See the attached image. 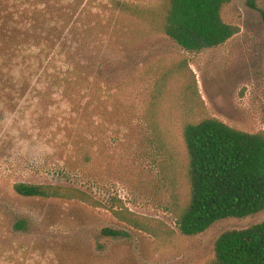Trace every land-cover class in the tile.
Returning <instances> with one entry per match:
<instances>
[{
    "label": "rangeland",
    "instance_id": "1",
    "mask_svg": "<svg viewBox=\"0 0 264 264\" xmlns=\"http://www.w3.org/2000/svg\"><path fill=\"white\" fill-rule=\"evenodd\" d=\"M112 1L39 0L54 4L50 20L70 4L69 16L8 29L0 44V55L16 59L25 40L34 49L62 40L69 77L53 87L44 64L0 82V264H210L221 233L264 221L263 210L187 236L173 212L189 195L185 125L212 116L264 130V0L226 4L224 20L240 31L202 51L164 33V0H120L140 16ZM47 91L48 106L38 105ZM18 182L74 187L87 201L22 196ZM120 205L162 220L171 236L124 223L113 212ZM20 219L27 227L16 232Z\"/></svg>",
    "mask_w": 264,
    "mask_h": 264
},
{
    "label": "trees",
    "instance_id": "2",
    "mask_svg": "<svg viewBox=\"0 0 264 264\" xmlns=\"http://www.w3.org/2000/svg\"><path fill=\"white\" fill-rule=\"evenodd\" d=\"M231 1L164 0L160 25L167 36L186 50L202 51L217 47L240 31L238 26L223 18V8ZM112 2L120 11L143 15L126 2ZM53 5L43 6L39 0H0V44L6 39L8 29L30 28L33 31L39 25L44 27L46 21L50 26L52 21L58 24L69 16L70 4L68 9L65 6L57 10L60 13L58 23L55 19L50 20L55 13ZM261 13L264 23V10ZM30 41L22 42L21 55L17 51L19 55L16 59L8 58L5 53L0 55V82L7 74L26 76L34 70L38 74L45 64L40 75H46L53 87H64L69 78L64 42L60 40L55 46L46 43L34 49ZM7 59L11 62L10 66L5 65ZM21 84L23 89H28L27 85ZM35 97H41L38 105L48 106L52 92H42ZM183 136L187 151L189 195L173 210L182 234L195 236L219 220L246 217L264 210V130L247 132L211 116L185 125ZM14 189L26 197L87 201L86 194L81 190L68 186L18 182ZM113 212L129 226L156 237H170L173 232L162 220L141 216L124 209V206L120 205L119 210L113 208ZM26 227L24 219L17 220L13 225L16 232L24 231ZM103 233L114 238L127 235L114 228H104ZM210 264H264V221L221 233L216 239L214 258Z\"/></svg>",
    "mask_w": 264,
    "mask_h": 264
}]
</instances>
